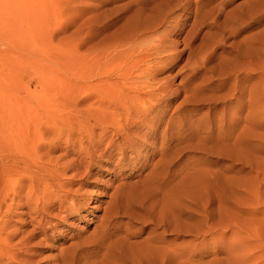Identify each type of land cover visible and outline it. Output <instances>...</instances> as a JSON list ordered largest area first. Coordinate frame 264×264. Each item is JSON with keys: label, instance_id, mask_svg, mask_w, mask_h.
<instances>
[{"label": "rangeland", "instance_id": "rangeland-1", "mask_svg": "<svg viewBox=\"0 0 264 264\" xmlns=\"http://www.w3.org/2000/svg\"><path fill=\"white\" fill-rule=\"evenodd\" d=\"M139 29L165 40L147 62L163 68L117 112L140 117L98 123L91 113L114 105L72 73ZM263 85L264 0H0V264H264ZM27 134L41 138L35 154L50 173L40 190L10 184ZM32 190L45 194L43 219L26 202ZM108 209L123 217L104 239Z\"/></svg>", "mask_w": 264, "mask_h": 264}, {"label": "bare ground", "instance_id": "bare-ground-1", "mask_svg": "<svg viewBox=\"0 0 264 264\" xmlns=\"http://www.w3.org/2000/svg\"><path fill=\"white\" fill-rule=\"evenodd\" d=\"M155 15V14H154ZM163 16V14H162ZM157 17H158V14H157ZM160 17V16H159ZM153 18V17H152ZM160 19V18H158ZM156 21V20H155ZM154 23V22H153ZM157 23V22H156ZM160 23V22H158ZM148 26L146 27L147 30H150L152 24L150 22L147 23ZM151 24V26L149 25ZM138 25V24H137ZM136 26V25H134ZM137 27V26H136ZM144 27V26H143ZM130 28V27H129ZM134 28V27H133ZM138 28V27H137ZM140 28V26H139ZM145 28V29H146ZM134 30V29H133ZM130 31V30H129ZM128 31V32H129ZM137 32H141L140 29L139 31H135L134 34H131L132 36H129V37L126 39V40H123V39H120V40H116L113 44H111L108 49L103 52L102 55H96V56H90V65H85V67H87V69L84 70V68L82 67L81 70H79L78 72H74L73 71V75L75 78H79L81 80H87V82H89V87L91 88V90H93L92 88H100V92H102L103 94H101L103 97L104 96V99L105 101L107 102L105 105H107L108 103L110 105H114V113H91V115L97 119V122L98 123H109V126L111 127H114V128H120L122 127L121 126V120L123 118H129L128 116H132V117H140V113H117L118 111H129L131 109L130 106L133 105V102H135L136 100L139 101L140 97H141V94H143L144 92H146L147 94V91H145V89H147L148 87H150L151 85L153 86L152 82H153V79L154 77H156V72L159 71L161 68L163 67H160V66H155L157 63L159 64V62L155 63V64H152V66H148L147 62L148 60H150V58L152 56H155V55H158V54H163L162 52L164 51V49H166V46H163L162 43L165 41L163 39V37H160L157 36V38H153L152 34H148L149 36H143L141 37L140 35L137 34ZM150 32V31H149ZM155 35V34H153ZM157 35V34H156ZM118 36V35H117ZM162 36V35H161ZM165 36V35H163ZM115 39V38H114ZM247 39V38H246ZM139 40V41H138ZM251 46V45H250ZM162 50V51H161ZM53 51V50H51ZM55 51H59V50H55ZM67 52V51H66ZM165 52V51H164ZM259 52V51H258ZM257 52V54H258ZM54 54L53 55H48L47 56V60L48 62H54L56 64H59L61 62L62 59H64L66 56H70L69 54L67 55L65 52H53ZM68 53H69V50H68ZM73 53V52H72ZM95 53V52H94ZM238 53V52H237ZM245 53L246 50H245ZM47 54V53H46ZM243 54V53H242ZM252 54V53H251ZM95 55V54H94ZM253 55V54H252ZM72 56H75V53L74 55L72 54ZM85 55H83L82 57H84ZM239 56V55H237ZM236 56V57H237ZM249 56V55H248ZM251 56V55H250ZM77 57V55L75 56V58ZM92 57V58H91ZM242 57V55H241ZM87 58V57H86ZM86 58L83 60L85 62ZM88 58V59H89ZM239 58V57H238ZM160 59V58H159ZM240 59V58H239ZM238 59V60H239ZM251 59L248 57V60ZM236 60V59H235ZM234 60V61H235ZM243 60V59H242ZM63 61V60H62ZM252 61V60H250ZM89 62V61H88ZM246 64H247V60L245 61ZM254 62V61H253ZM81 63V61H80ZM83 63V62H82ZM87 63V62H86ZM85 63V64H86ZM162 63V61H161ZM164 63V62H163ZM69 64V63H68ZM76 64V63H75ZM157 64V65H158ZM165 64V63H164ZM250 62H248V66H249ZM61 65V64H60ZM81 65V64H80ZM251 65V64H250ZM68 66V65H66ZM75 66V65H74ZM166 66V65H165ZM164 66V67H165ZM260 66V64L258 65ZM64 67V66H63ZM72 67V66H71ZM76 67V66H75ZM74 67V68H75ZM251 67V66H250ZM49 68V67H48ZM65 68V67H64ZM67 68V67H66ZM79 67H77L78 69ZM243 68H246V67H243ZM54 69V68H53ZM70 69V68H69ZM72 69V68H71ZM80 69V68H79ZM247 69V68H246ZM250 69V68H249ZM262 69V68H261ZM73 70V69H72ZM249 71V70H248ZM249 75V73H248ZM251 76V75H250ZM54 77V76H53ZM250 78V77H249ZM154 80H157L154 79ZM160 80H165V79H160ZM159 80V81H160ZM83 81V82H84ZM156 82V81H155ZM161 82V81H160ZM158 83V81H157ZM87 84V83H86ZM85 84V86H86ZM159 84V83H158ZM156 85V83L154 84ZM264 86V85H263ZM88 87V85H87ZM161 90L163 91H168V87L163 84L162 86H159ZM89 88V89H90ZM170 88V87H169ZM150 90V88L148 89ZM94 91V90H93ZM77 93V92H76ZM152 95H155V94H152ZM104 101V100H103ZM108 104V107L107 109L110 107V105ZM132 107V106H131ZM140 108H134L132 109L133 111L137 112L139 111ZM111 111V110H110ZM106 112V111H105ZM112 112V111H111ZM45 115V113H43ZM53 114V113H52ZM35 115V113H34ZM41 115V114H40ZM43 115V116H44ZM53 115H57V114H53ZM80 115V114H79ZM77 116V118L75 119L76 122H80V116L78 115H75V117ZM48 117H49V113H48ZM34 118V117H33ZM53 118V117H51ZM55 118H57V116H55ZM66 118V117H65ZM65 118L63 120H65ZM83 118V117H82ZM87 118V117H86ZM36 119V117H35ZM41 117L38 116V118L34 121L37 122V120H40ZM48 119V118H47ZM22 120V119H21ZM32 120V118H31ZM30 120V121H31ZM43 120V119H42ZM86 120V119H84ZM30 121H28L30 123ZM68 121V120H67ZM66 121V122H67ZM19 122V121H18ZM26 122V123H28ZM35 122V123H36ZM39 122V121H38ZM41 122V120H40ZM50 122H52V119L50 120ZM65 122V124H66ZM84 122V121H83ZM28 123V125H30ZM56 123H59L61 124V121H59L58 119V122ZM39 124V123H38ZM64 124V126H66ZM127 124V123H126ZM129 124V123H128ZM20 125V124H19ZM24 125V124H23ZM37 125V123H36ZM62 125V124H61ZM59 125V126H61ZM102 125V124H101ZM26 125H24V128H25ZM63 126V125H62ZM52 127V126H51ZM26 128H28V126H26ZM34 128V127H32ZM39 128V126H38ZM37 127H35L34 129H32V131L28 128V130H30L31 132H33L34 136L37 138V135L38 134H41L40 133V130L38 129ZM59 127H56V130L58 129ZM61 128V127H60ZM62 129V128H61ZM11 130V129H10ZM60 130V129H58ZM57 130V131H58ZM44 131V130H43ZM55 131V130H54ZM62 131V130H61ZM73 131V130H72ZM11 132V131H9ZM14 132H16L14 130ZM18 133L20 132V129H18L17 131ZM29 132V133H31ZM43 133V132H42ZM49 133V132H48ZM5 134V132H4ZM3 134V135H4ZM12 136V132L10 133ZM10 134L8 133V135L10 136ZM17 134V133H16ZM44 134V133H43ZM51 134V133H50ZM24 135V131H23V134L22 136ZM28 135V134H27ZM26 135V136H27ZM30 136L31 138H29V140L32 139V134L31 135H28ZM40 136V135H38ZM4 137L6 138V136L4 135ZM15 137V135H14ZM18 137V136H17ZM14 139V138H13ZM16 139V138H15ZM18 139V138H17ZM14 140L15 142H17L16 144H18V141ZM28 139V137H27ZM41 139V138H40ZM40 139H37V140H31L30 142L27 141V143L23 146L22 144V148L23 150L25 149V155H26V158L22 160V164H23V168L22 170L19 172V177L15 178V179H12L10 181V184L14 183L15 186H16V183H19V182H22V181H25L26 179L30 181L31 184V187H36L38 188V190H40V186L42 185H45L46 183V174L48 176L49 171L48 169L46 170V168L44 167V165L40 162H38L39 158L37 157V155L35 154V148H36V143L39 144L40 142ZM46 140V138H45ZM7 141V140H6ZM13 141V140H12ZM9 144V143H8ZM48 144V143H47ZM15 145V143H14ZM7 146V145H6ZM17 146V145H16ZM39 146V145H38ZM39 151V150H38ZM37 153V152H36ZM5 154V153H4ZM1 157V156H0ZM21 159V158H20ZM21 163V162H20ZM80 164V163H79ZM81 165V164H80ZM52 172V171H51ZM18 174V173H17ZM52 174V173H51ZM82 174V173H80ZM54 175V174H53ZM81 178V177H80ZM28 181V182H29ZM27 182V183H28ZM55 182V181H54ZM26 183V182H25ZM56 183V182H55ZM54 183V184H55ZM62 184V183H61ZM60 184V185H61ZM19 185V184H17ZM59 185V186H60ZM57 186V185H56ZM48 187V185L46 186ZM14 188V187H12ZM18 188V187H17ZM30 188V187H29ZM28 188V189H29ZM45 188V187H44ZM43 188V191L45 190ZM51 188V186L49 187V189ZM16 189V188H15ZM33 189V188H32ZM57 189V188H56ZM19 190V189H18ZM52 190V189H51ZM13 192V191H12ZM14 192H17L16 190H14ZM30 192V191H29ZM33 192V190H32ZM52 192V191H51ZM49 193V192H48ZM78 193V192H77ZM13 194V193H12ZM29 194V193H28ZM28 194H25V195H28ZM45 195V194H43ZM43 195L42 193L40 194V192H38L36 190V192L34 191L32 194H29L27 196V200L26 202L27 203H31L29 204L28 207H30L31 209V212L32 213H41V218L43 219L45 216V213L43 212L44 210H40L37 205L38 203L41 202L42 198H43ZM68 195V194H67ZM168 195V194H167ZM122 197V196H121ZM40 201V202H39ZM120 202V201H119ZM43 203V202H42ZM72 203V202H71ZM156 203V202H154ZM44 204V203H43ZM129 204V203H128ZM130 205V204H129ZM133 206V205H132ZM154 206V205H153ZM75 208V207H74ZM138 206L134 207V209H141L139 208ZM121 209V208H120ZM127 209V208H126ZM122 210V209H121ZM144 211V210H143ZM139 212V211H138ZM170 212V211H169ZM47 214V213H46ZM68 214V213H67ZM119 214H123L125 215L126 212L122 210L121 213ZM118 213L116 214H113L109 209L108 210H105L104 212V215L101 219V221L99 222L98 224V227L100 229V231L103 233V238L104 239H108L110 238L112 235H113V232L116 230H118V227L117 226H112L111 227V222L113 221L114 218H117V217H120L122 218L123 215L121 216H118L119 215ZM146 214V213H145ZM48 215V214H47ZM156 215V214H155ZM170 215V214H169ZM129 216V219L132 221V222H140V223H143L144 224L147 222L148 224H151V225H154L155 227H162L163 230L165 232H167V230H169V225L167 224H161V221L165 222L166 220H155L153 218H143L141 216H138V214H129L127 215ZM148 216V215H147ZM150 216V215H149ZM146 217V216H144ZM156 218V217H155ZM166 218V217H165ZM164 218V219H165ZM158 219V217L156 218ZM169 219V218H168ZM41 221V219H39L38 221L35 220V218L32 217L31 219V222L35 223L34 225V228L32 230V232H35L36 228H39V222ZM169 221V220H168ZM163 222V223H164ZM167 223V221H166ZM169 224V223H168ZM98 229V228H97ZM171 230V229H170ZM99 231V232H100ZM31 234V233H29ZM33 234V233H32ZM132 236V232L131 231H127L126 232V235L124 236L123 235V240L125 238H128ZM25 237V236H24ZM1 236H0V242L3 241V238H2V241H1ZM5 239V238H4ZM23 239V238H22ZM122 240V239H121ZM128 240V239H127ZM26 241V240H25ZM102 241V240H101ZM105 241V240H104ZM5 242V241H4ZM19 242V241H18ZM103 242V241H102ZM150 243V242H149ZM3 244V243H2ZM20 244V243H19ZM25 242H24V246H25ZM22 245V246H23ZM28 245V244H27ZM93 245V244H92ZM1 246V245H0ZM19 246V245H18ZM117 245H111L109 244L107 247H106V251L107 252H111L113 250H116L119 248L116 247ZM119 246V245H118ZM12 247V246H11ZM1 248V247H0ZM6 248V246H5ZM4 248V249H5ZM116 248V249H114ZM9 249V248H8ZM23 249V247H22ZM25 249V248H24ZM2 250V249H1ZM6 250V249H5ZM4 250V252H5ZM8 251V250H7ZM12 250H10L9 252L10 253H13L11 252ZM14 251V250H13ZM16 251V250H15ZM8 252V253H9ZM109 252V254H110ZM121 252V250H120ZM112 253V252H111ZM19 254V253H18ZM114 254V253H113ZM116 254V252H115ZM123 254V253H122ZM1 255V253H0ZM17 254H15L16 256ZM112 255V254H110ZM117 255V254H116ZM14 256V255H13ZM12 256V257H13ZM14 256V257H15ZM115 256V255H114ZM121 256V255H120ZM13 257V258H14ZM124 257V256H123ZM164 260V259H163ZM133 262V261H132ZM135 262V261H134ZM133 262V263H134ZM140 263V262H139ZM137 263V264H139ZM141 264H143V262H141Z\"/></svg>", "mask_w": 264, "mask_h": 264}]
</instances>
